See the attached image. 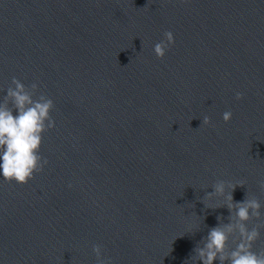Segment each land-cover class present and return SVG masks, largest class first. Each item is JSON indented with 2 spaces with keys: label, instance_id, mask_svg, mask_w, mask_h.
<instances>
[{
  "label": "water",
  "instance_id": "obj_1",
  "mask_svg": "<svg viewBox=\"0 0 264 264\" xmlns=\"http://www.w3.org/2000/svg\"><path fill=\"white\" fill-rule=\"evenodd\" d=\"M13 78L53 100L55 127L43 171L0 178V264H98L94 245L192 264L229 222L212 185L264 206V0H0V100Z\"/></svg>",
  "mask_w": 264,
  "mask_h": 264
},
{
  "label": "clouds",
  "instance_id": "obj_2",
  "mask_svg": "<svg viewBox=\"0 0 264 264\" xmlns=\"http://www.w3.org/2000/svg\"><path fill=\"white\" fill-rule=\"evenodd\" d=\"M174 43L173 33L165 32L164 39L153 48L157 58L163 59ZM11 83L14 87L9 86L6 95L0 100V178L9 183L26 184L35 174L43 171L48 163L40 155V148L44 133L55 127L51 117L54 102L43 94L37 95L36 83L30 89L16 78ZM242 96V93L236 94L237 99ZM222 118L226 123L229 122L231 111H225ZM203 123L210 124V118L205 116ZM237 186H243V183L218 181L212 185L213 191L206 194L209 200L214 197L223 198V205L216 208L228 209L229 222L224 223L223 217H217V225L209 228L207 235L193 249L190 257L192 264H264V251H253L264 223L251 228L248 226L253 218L261 220V209L264 206L256 197L248 195L243 201L234 202L233 192ZM259 187L264 190V182ZM93 252L98 264H112L110 258H102L100 246L94 245Z\"/></svg>",
  "mask_w": 264,
  "mask_h": 264
}]
</instances>
